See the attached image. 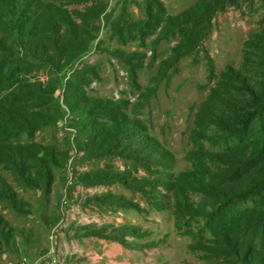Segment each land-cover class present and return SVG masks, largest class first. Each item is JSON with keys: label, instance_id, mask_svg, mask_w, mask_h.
<instances>
[{"label": "rangeland", "instance_id": "374dc122", "mask_svg": "<svg viewBox=\"0 0 264 264\" xmlns=\"http://www.w3.org/2000/svg\"><path fill=\"white\" fill-rule=\"evenodd\" d=\"M197 2L0 0V264H264L254 203L206 220L183 189L222 149L209 98L256 74L264 0L226 4L183 52L171 21Z\"/></svg>", "mask_w": 264, "mask_h": 264}, {"label": "trees", "instance_id": "16d2710c", "mask_svg": "<svg viewBox=\"0 0 264 264\" xmlns=\"http://www.w3.org/2000/svg\"><path fill=\"white\" fill-rule=\"evenodd\" d=\"M235 2L236 0H198L188 11L172 19V23L187 27L181 45L183 52H190L197 47L210 27L212 16L223 10L226 4ZM257 43L258 46L253 49L258 57L257 65L254 67L256 74L251 76L231 70V81L226 83L229 87L222 88L219 96L210 97L206 109L199 116L201 125L211 133L206 140L222 148L193 156L201 163L215 164V169L208 173L210 181L204 179L194 181L195 185L185 183L189 189L185 188V185L183 189L187 192L202 193L206 199H209L208 210L200 208L199 211H191L200 213L206 220L227 221L240 203L248 200L254 203L251 216H248L256 230L254 235L262 241L264 240V31L259 35ZM243 71L249 72L246 69ZM105 109L109 108L105 107ZM111 113L112 111L107 114L111 120H114ZM4 227V225L0 226L2 230L0 234L8 237L9 234L4 233ZM236 247L240 248L241 245ZM236 251L241 255L244 264H251L246 259L247 253L244 249H235L233 252Z\"/></svg>", "mask_w": 264, "mask_h": 264}]
</instances>
